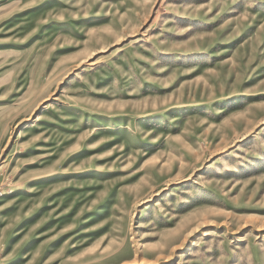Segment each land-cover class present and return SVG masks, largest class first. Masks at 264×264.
I'll return each instance as SVG.
<instances>
[{
	"label": "rangeland",
	"instance_id": "1",
	"mask_svg": "<svg viewBox=\"0 0 264 264\" xmlns=\"http://www.w3.org/2000/svg\"><path fill=\"white\" fill-rule=\"evenodd\" d=\"M0 264H264V0H0Z\"/></svg>",
	"mask_w": 264,
	"mask_h": 264
}]
</instances>
